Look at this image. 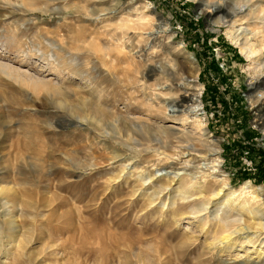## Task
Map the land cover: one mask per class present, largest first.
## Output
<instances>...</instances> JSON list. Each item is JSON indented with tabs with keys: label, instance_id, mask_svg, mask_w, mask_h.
<instances>
[{
	"label": "rangeland",
	"instance_id": "374dc122",
	"mask_svg": "<svg viewBox=\"0 0 264 264\" xmlns=\"http://www.w3.org/2000/svg\"><path fill=\"white\" fill-rule=\"evenodd\" d=\"M217 1L0 0V264H264V0Z\"/></svg>",
	"mask_w": 264,
	"mask_h": 264
},
{
	"label": "bare ground",
	"instance_id": "6f19581e",
	"mask_svg": "<svg viewBox=\"0 0 264 264\" xmlns=\"http://www.w3.org/2000/svg\"><path fill=\"white\" fill-rule=\"evenodd\" d=\"M245 1H249V0H245ZM220 3H221V0L215 2L214 3L215 6L208 10V12L211 15H216V14H220L221 13L220 16L218 15L219 16L218 17V22H220V23L227 22L224 19L226 17L233 16L232 13L234 12V14H236V12H238L239 9H240V8H238L237 10H233V11L228 10L227 11L224 8V5H223L224 3L222 5ZM263 9L264 8H262V6H259V8L258 7L252 8L253 13L252 12L251 13L253 14V16H255V18L259 19V17H262L264 15V10ZM253 16H252V18H253ZM237 18H238V16H237ZM246 29H248V28H246ZM237 30H235V31L234 30H230V31H228L226 33L227 36L229 37V39L237 47H239L240 51L243 54H245L246 57L251 58V60L254 59L253 57L259 56L262 53V50L264 48V30H261L259 28H249L248 31H245L243 33V35H241V36L238 35L239 33H236ZM188 65H189L188 69H189L191 78H190V80H188L187 78H182L181 77L182 78V82L177 84V86H178L177 89L178 90H181L183 88L186 89L183 92V95L181 94L182 95L181 97H183L181 99L187 98L189 100L188 106H190V110L192 112L196 113V112H198L201 109V107H200V102H201L200 101V93L201 92L199 91L200 88L196 84V82H197V80H196V77H197L196 69L194 68V66L192 65V63L190 61H188ZM173 66H175V65H173ZM165 67L167 68V66H165ZM165 67H164V69H165ZM162 69H163V67H162ZM167 88L171 89V88H173V85L169 84ZM162 132H164V131L162 130ZM163 135H166V134H163ZM221 191H222V189H220L218 192L215 191L216 193L214 194V196L207 197V198L208 199H212L213 197L214 198H219V195L221 194ZM251 193L255 194L256 192H255V189H253V186H252V184H251V182L249 180L245 181L244 183H242L240 185V189L239 190L238 189L229 188L228 192L224 194L225 200L221 203V205H222L221 207L223 208L226 205H229L231 208H235L236 206H238L239 209H241V210L244 209L245 212L247 211L246 213L248 215V219L247 218L246 219H238V220H235L234 222H242V223L246 224V222L249 221V225H246L247 228H253V229H257V230L261 231V230H264V221L261 220L263 218H260V220L256 221V220H254V218L252 216H250L253 213V211H255V208H253V207L251 208L249 206L250 204L248 205V202L246 201V199L245 200L243 199V201L242 200L241 201H239V200L236 201L235 199L233 200V197L238 195V194H241V196L245 198V197H248V195H250ZM256 197H257V195H256ZM250 198H251L252 201L255 199V198H253V196L250 197ZM219 210H220V207H219ZM257 211L259 212L260 210H257ZM262 214L264 215V212ZM213 217H219V211L218 210L215 212ZM235 226L237 227V225H235ZM225 227H227V226H225ZM243 229L246 230V228H243ZM228 231H231V230H228ZM238 231H240L239 228H238ZM233 232H237V230H235ZM230 234H232V233H230ZM227 236H228V234L226 235V237Z\"/></svg>",
	"mask_w": 264,
	"mask_h": 264
},
{
	"label": "clouds",
	"instance_id": "9594fccd",
	"mask_svg": "<svg viewBox=\"0 0 264 264\" xmlns=\"http://www.w3.org/2000/svg\"><path fill=\"white\" fill-rule=\"evenodd\" d=\"M224 3V0H221V5ZM237 3H238V0H233V7H236L237 6ZM231 11V9H230ZM215 23V22H214Z\"/></svg>",
	"mask_w": 264,
	"mask_h": 264
}]
</instances>
